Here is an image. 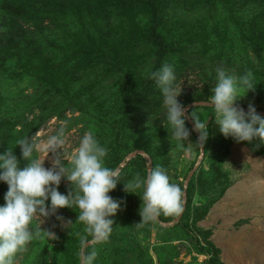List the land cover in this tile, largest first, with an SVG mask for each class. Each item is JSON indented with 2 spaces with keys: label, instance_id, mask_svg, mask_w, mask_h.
Segmentation results:
<instances>
[{
  "label": "trees",
  "instance_id": "obj_1",
  "mask_svg": "<svg viewBox=\"0 0 264 264\" xmlns=\"http://www.w3.org/2000/svg\"><path fill=\"white\" fill-rule=\"evenodd\" d=\"M162 63L173 65L176 84L190 71L199 75L204 87L187 104L207 103L216 68L250 72L254 87L245 95L255 100L257 114L264 112V0H0V152L13 149L20 160V139L32 138L53 117L77 112L74 122L107 149L105 166L118 169L121 180L108 193L119 204L109 217L113 231L84 249L95 251L94 264H172L182 242L205 256L202 264H224L211 231L197 224L231 184L224 168L231 147L264 155L257 142L237 143L213 128L210 105H192L187 116L200 109L208 137L184 187L170 166L175 144L160 93L148 79ZM185 127H191L186 118ZM135 151L142 154L126 159ZM157 165L184 191L176 222L179 215L141 221L142 189L124 190V182ZM57 190L66 194L69 184ZM6 191L0 182V204ZM57 211L69 226L52 244L37 235L28 264H79L82 241L91 238L75 221V209Z\"/></svg>",
  "mask_w": 264,
  "mask_h": 264
},
{
  "label": "clouds",
  "instance_id": "obj_2",
  "mask_svg": "<svg viewBox=\"0 0 264 264\" xmlns=\"http://www.w3.org/2000/svg\"><path fill=\"white\" fill-rule=\"evenodd\" d=\"M148 79L160 93L173 137L178 141L187 140L189 131L185 127L184 109L177 101L181 86L177 88L173 65L162 63L148 74ZM253 87L250 72L237 76L218 67L215 84L206 100L222 136L231 137L237 143L255 141L256 146H264V117L257 114L251 104L246 112L236 106ZM188 116L199 133V142H204L208 137L206 120H201L195 111L189 112ZM66 128V122L61 121L55 133L48 136L39 149L31 137L20 139L17 142L20 160L13 154V149L0 152V182L7 186L4 202L0 204V264H15L16 256L24 252L41 231L42 218L60 208L76 210L75 221L84 225L91 238L83 240L82 246L105 242L113 231L109 217L115 215L119 204L108 193L121 180L118 171L105 166L107 149L91 131L84 132L78 145L66 153ZM37 150L43 154L42 158L35 155ZM49 153L53 157L51 167L45 168L43 161ZM62 178L69 184L66 194L57 190ZM136 189H142L141 221H154L161 214L179 215L183 210V189L170 182L167 171L159 165L149 168L143 176L137 174L124 182L126 192L135 194ZM35 218L39 219L38 226L33 224ZM44 232L49 240L55 239L52 232ZM95 257L94 250H82L81 264H94Z\"/></svg>",
  "mask_w": 264,
  "mask_h": 264
},
{
  "label": "rangeland",
  "instance_id": "obj_3",
  "mask_svg": "<svg viewBox=\"0 0 264 264\" xmlns=\"http://www.w3.org/2000/svg\"><path fill=\"white\" fill-rule=\"evenodd\" d=\"M176 85L178 89L181 86L177 101L183 106L184 111L193 105V103L187 104V99L204 87L195 70L183 76ZM24 87L25 85L21 84L19 89L29 94L31 89H24ZM249 104L255 106L256 102L245 95L237 101L236 106L247 111ZM207 105H209L208 102ZM195 112L199 114L201 110L196 109ZM258 113L264 116V112L259 111ZM78 114L67 111L64 113V118L49 119L32 137L38 149L43 146L48 136L55 133V129L63 121L67 124L65 152L70 153L78 145L81 135L89 131L81 124L74 122ZM212 127L218 129L216 124ZM198 136L199 133L191 126L187 140L178 141L174 137L170 140L175 144L170 166L173 164L176 168L184 187L188 183L185 184L186 177L191 171L185 175L188 168L191 164L201 161L202 143L199 142ZM42 155L37 150V157L42 158ZM52 158V153L45 156L43 161L45 168L51 167ZM224 168L229 173L231 184L224 195L210 208L206 217L197 225L202 230L211 231L209 239L220 249V258L224 264H264V155L254 154L247 147L234 144ZM67 185L68 182L62 178L58 187ZM42 219L38 236L45 245L52 244L58 239L69 226L70 221L57 210L54 214ZM34 222L38 226L39 219L35 218ZM44 231L52 232L55 239L49 240ZM28 247L29 245L24 252L16 256L15 264H28L31 261L33 257ZM82 247L79 249L80 253ZM177 251L179 253L172 264L179 262L181 264H202L205 259L204 255L193 252L185 242L177 244ZM79 264H81L80 260Z\"/></svg>",
  "mask_w": 264,
  "mask_h": 264
},
{
  "label": "water",
  "instance_id": "obj_4",
  "mask_svg": "<svg viewBox=\"0 0 264 264\" xmlns=\"http://www.w3.org/2000/svg\"><path fill=\"white\" fill-rule=\"evenodd\" d=\"M205 104H207V103H193V105H205ZM187 110H188V108L184 111V118H186V119L189 121L190 125L194 128L193 123L189 120V118H188V116H187ZM136 154H142V152H141V151H135V152L131 153V154L128 156V159H130L131 157L135 156ZM201 158H202V155H201L200 159H201ZM199 163H200V160L195 164L194 168L190 171V173H189L188 176L186 177L185 184L189 181V179H190L192 173H193L194 170L197 168V166L199 165ZM117 170H118V169H117ZM183 209H184V202H183ZM180 216H181V213H180L179 216L175 219V222L178 221V219L180 218ZM89 244H91V243H89ZM89 244H87L86 246H88ZM86 246H83V247H82V250H83V251H84V249H85ZM82 250H81V251H82Z\"/></svg>",
  "mask_w": 264,
  "mask_h": 264
}]
</instances>
